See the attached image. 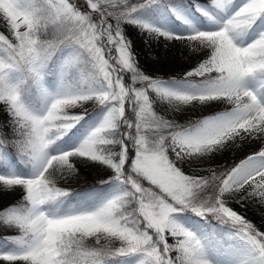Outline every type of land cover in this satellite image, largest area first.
<instances>
[{"label":"snow or ice","instance_id":"1","mask_svg":"<svg viewBox=\"0 0 264 264\" xmlns=\"http://www.w3.org/2000/svg\"><path fill=\"white\" fill-rule=\"evenodd\" d=\"M86 6L90 11L76 0H0V19L14 37L0 34V104L20 137L15 163L28 172L0 141V191L19 186L24 193L18 206L0 209V226L19 231L0 239V264H218L213 254L219 264H264V233L231 207L256 198L264 205V30L248 40L264 19V0H208L207 8L196 7L208 27L173 0ZM142 9L170 12L188 31L146 23L137 15ZM122 25L163 37L186 70L167 79L145 74ZM53 70L54 91L47 87ZM157 101L176 112L232 107L181 125L158 116ZM88 102L101 118L75 146L58 148L88 114ZM76 107L84 111L70 114ZM251 144L262 150L229 168L202 175L189 164ZM77 165L110 170L103 183L116 191L67 205L72 191L57 183L76 177ZM187 214L203 225L184 223ZM208 218L219 223L212 227ZM88 238L96 247L85 245Z\"/></svg>","mask_w":264,"mask_h":264},{"label":"rangeland","instance_id":"2","mask_svg":"<svg viewBox=\"0 0 264 264\" xmlns=\"http://www.w3.org/2000/svg\"><path fill=\"white\" fill-rule=\"evenodd\" d=\"M71 2V0H70ZM81 10L84 11L83 7H81L79 0H76ZM244 0H236L237 6L242 4ZM180 8L182 9L183 13L190 17L193 21H195L200 27H208V24L204 21V18L196 12V7H208V0H180L177 3ZM138 15V14H137ZM138 17L144 20L146 23L154 25L160 29L166 30L168 32H172L178 35L185 34L188 29L184 24H182L176 16L172 15L170 12H165L163 14L156 15L154 17H144L142 15H138ZM115 23V22H114ZM124 29V33L126 37L132 42L133 50L136 52V60L138 65L140 66L141 71L145 72L146 74L152 77H163L168 78L169 76H176L177 73H181L186 70L187 65L181 63L175 57L180 55L178 49L172 48L168 46V42L164 40L163 37L157 38L155 34H149L147 31H142L139 27L134 25H122ZM0 29L2 30L1 34L9 36V39H14V37L8 32L7 26L5 22L0 19ZM23 30V29H21ZM264 30V19H261L251 30L248 35V40H252L256 37V35L261 31ZM57 74L53 78L47 77V87L49 90L54 91L57 87ZM160 108L161 114L170 120H177L179 118L185 116H206V115H213L217 114L221 111L231 110V105L225 104H218L214 107H210L204 113H192V112H176L173 111L172 108L165 102L157 101L154 103ZM88 109V114L85 116L87 117L86 125L80 129L79 131L75 132L74 128L64 137L61 144H59L58 148L69 149L75 146L85 135L86 133L96 124L97 121L102 116V110L96 109L97 105L93 104L92 102H88L86 105ZM84 109L79 107L73 108L69 110L70 114H81ZM84 117V118H85ZM5 118V119H4ZM0 120H3L5 123L8 122L12 128L10 120V113L6 110L3 104H0ZM243 147V145H242ZM262 150V146L259 144H251L243 151H230L226 152L223 155H217L214 159L207 161L204 164H200L195 161L189 162L192 168H196V170L201 171L202 175H206L207 170L213 168L214 166L222 163L228 159H236V163L238 164L242 159H245L247 155L252 154L255 151ZM15 164V163H14ZM15 167L22 173L27 175L28 172L20 170L16 165ZM79 168L78 175L76 177H72L68 180H61L58 181L57 185H66L68 187L72 185H76L79 183H83L89 174H94L98 176L110 174V170L105 171L98 165L94 166H81L77 165ZM186 174H191V169L188 168L187 165L184 166ZM15 191H0V202H8L20 195H24L22 189L19 186H15ZM116 191L115 186H112L106 196H104L100 201L108 198ZM73 205V204H72ZM231 207L234 211H236L239 215H241L246 221L250 222L253 227L261 232L264 233V205L259 203V198H256L253 203H237L233 202ZM184 223L188 224L189 226L193 224H200L203 225V222L200 221L199 218L187 214L181 217ZM6 233H12V231H16V229H10L7 227L0 226ZM168 243L174 244L175 240L170 235H166ZM120 245L119 241H116ZM231 243V241H229ZM171 255H175V253H171ZM213 260H217L219 264V259L216 255H212ZM6 264V262H5Z\"/></svg>","mask_w":264,"mask_h":264},{"label":"trees","instance_id":"3","mask_svg":"<svg viewBox=\"0 0 264 264\" xmlns=\"http://www.w3.org/2000/svg\"><path fill=\"white\" fill-rule=\"evenodd\" d=\"M180 0H173L174 3H178ZM133 2H135V0H133ZM142 2V0H141ZM79 3L81 5V7H83L84 11H90L89 9H87L86 6V0H79ZM167 11L162 10V9H142L140 10L137 14L138 15H142L144 17H153L155 15H159V14H163ZM114 24V20L111 21ZM2 33V30L0 29V34ZM84 71L86 72L87 69H84ZM145 73V72H144ZM146 74V73H145ZM54 76H56V72L53 70L52 73L48 76L49 78H53ZM136 87H140L139 84L135 85ZM129 106L126 104V114L129 115L130 118H134L132 117V114L130 112H127V108ZM98 108L94 107V110H96ZM153 110L156 112V114L158 116H162L164 117L161 112H160V108L157 105H153ZM165 119H167L166 117H164ZM203 118L202 116H198V115H194V116H185L182 118H179L177 120H175L178 124L181 125H185L187 123H189L190 121H194L197 119H201ZM5 119V118H4ZM170 120V119H169ZM87 122V117H85L82 121H80L79 124L76 125V127L74 128V131L77 132L80 129H82ZM19 135H14L13 132V128L10 126V124L8 122H4L3 120H0V141L3 142V147L5 149L8 150V152L10 153V157H11V161L13 163L18 161V157H19V146L16 143V141L19 139ZM236 163V159H228L222 163H219L218 165L214 166L211 169L214 170H222L224 168H229L234 166ZM15 165L23 171H26V169H24L21 165L16 164ZM208 174V172L206 173V175ZM110 174H106V175H102V176H98V175H94V174H89V176L87 177V179L83 182V183H79L76 185H72L70 187L66 186V185H57L58 187H61L63 189L66 190H70L72 191V195L69 197L68 201H67V205H72V204H77L83 201H86L88 203H95L97 201H100L110 190V188L114 185L111 184H107V183H103L104 181H106L109 178ZM22 195L4 203V202H0V209H4L6 207L9 206H18V202L22 201ZM198 218V217H197ZM207 223L212 226L215 227L219 222L216 221L213 218H208ZM224 227V226H221ZM19 235V231L16 230L15 232L12 231V233H6L3 229L0 228V239L4 238V237H11V236H17ZM85 245L88 248H93L96 247V242L94 240V238H88L85 241ZM111 247H119L120 245L117 243H113L112 245H110Z\"/></svg>","mask_w":264,"mask_h":264}]
</instances>
